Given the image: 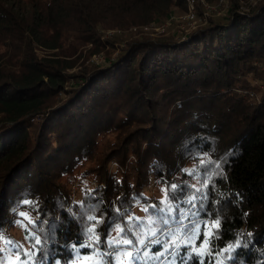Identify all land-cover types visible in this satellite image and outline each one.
<instances>
[{"label":"trees","instance_id":"obj_1","mask_svg":"<svg viewBox=\"0 0 264 264\" xmlns=\"http://www.w3.org/2000/svg\"><path fill=\"white\" fill-rule=\"evenodd\" d=\"M185 4L0 0V240L7 246L0 254L16 259L8 264H39L36 238L49 264L57 257L103 264L99 249L77 255L71 248L81 231L87 242L94 223L87 216L103 221L101 248L113 235L122 243L134 237L129 246L141 253L136 241L163 226L153 206L174 203H160L164 189L171 194L170 184L185 180L208 195L207 227L199 224L210 239L196 249L200 257L229 264L232 250L214 255L211 246L222 234L225 247L247 244L238 254L244 264H264V0L247 7L230 0L185 40L142 31ZM131 27L139 30L118 50L117 32L103 37ZM101 52L103 61H90ZM103 135L111 138L100 147ZM181 169L196 171L189 177ZM77 177L84 180L71 199ZM15 223L19 239L10 232ZM167 231L177 244L198 243L195 229L191 239ZM168 260L180 264L171 256L159 264Z\"/></svg>","mask_w":264,"mask_h":264},{"label":"snow or ice","instance_id":"obj_2","mask_svg":"<svg viewBox=\"0 0 264 264\" xmlns=\"http://www.w3.org/2000/svg\"><path fill=\"white\" fill-rule=\"evenodd\" d=\"M200 163L203 165L204 161L201 160ZM196 170L188 171L187 169H181V172L186 173L187 176L191 177L194 175ZM205 173L208 171V168L205 167ZM208 187L207 184L204 186ZM171 194L164 189L165 198L161 201V204L169 203V201H174L167 208H160L153 206L157 213H159V219L162 222V227L157 231H152L151 236L145 240L136 241V243L142 245V251L154 249L155 251L151 252L153 257L154 264H159L161 257H179L180 264H213L211 259L201 258L199 252L196 250L203 242H207L210 238L207 233H202L199 221L201 219L205 220L204 227H207V217L210 215V211L207 210L205 201L208 199L206 191H203L201 188L196 187L195 184L189 185L187 181H181L179 184L171 183ZM199 202V203H198ZM85 211H90V209H85ZM147 211V209H145ZM23 215V214H22ZM81 219L84 218V211L79 213ZM89 221H94L91 228H89L87 242L84 239V233L81 231L79 233L80 240L78 244H72L71 248L77 255H86L85 249L90 252L94 247L99 249L101 255L103 256V264H115V260L112 257V252L115 248L116 242L104 240V244L108 245L106 248H101V235L97 233V226L103 225L102 220H97L94 216H87ZM149 223H152L151 221ZM142 225L137 224L134 226L133 231L136 228H140ZM216 227L219 230L220 222L216 221ZM179 229L182 232L183 238L191 239L193 235V229H195V234L198 237V243L195 247L189 245L188 243L177 244L176 240L172 239V236L167 230ZM125 233V229H121V234ZM130 237L132 232L127 233ZM158 235L164 236V240L154 239ZM251 235V234H249ZM203 237V239H199ZM171 240V244L165 248V242ZM224 240L223 235L221 234L219 238L211 246L213 247V254L219 255L221 252H228L229 249L232 250L233 254L229 255L228 260L229 264L232 261L238 260V264H244L242 256L238 259V254L242 252L244 247H247V244L241 245L239 241L236 242L235 248L232 245L224 246V243L221 241ZM35 245H40L38 252L40 254L39 264H49L47 259L50 253L43 246L42 241L39 238L34 240ZM134 243V237L123 240L125 246L132 245ZM148 251H145V256L147 257ZM129 257H133L131 251L127 252ZM33 264H37L36 261H33ZM51 264H72L70 259L61 260L59 257L51 261ZM134 264H148V260L145 259L141 261L139 255L134 257ZM171 264H176L175 260L171 261Z\"/></svg>","mask_w":264,"mask_h":264},{"label":"rangeland","instance_id":"obj_3","mask_svg":"<svg viewBox=\"0 0 264 264\" xmlns=\"http://www.w3.org/2000/svg\"><path fill=\"white\" fill-rule=\"evenodd\" d=\"M242 6L247 7L248 5H255L261 0H239ZM186 4L183 9H180L178 7L173 8V12L168 17L162 19L160 22H150L147 24V26L144 27L142 31L148 32L151 36H158V35H167V34H175L178 36V39L185 40L189 36V32H191L198 24L202 23L208 15L220 17L223 15L227 9V7L230 4V0H215L213 2H208L207 0H185ZM139 30L138 27H131L129 31L122 32L121 31H106L103 32V37L110 38L113 33L117 32V38L120 42H116L117 46H115L118 50V45L123 46L126 40L130 37L136 34V31ZM120 43V44H119ZM115 50V49H114ZM115 55V53H114ZM105 59V53H96L93 54L90 58V61H93L95 63L101 62ZM111 137L108 135H103L100 137V142L102 147V143H105L108 139ZM96 161H92L90 164H95ZM87 165H84L83 167H86ZM114 163H111V167L114 168ZM93 167H95L93 165ZM76 176L81 173V170L75 169ZM74 176L71 175L70 179ZM66 180L65 178L62 179V181ZM82 178H76L70 185L69 189V195L71 199L77 197L76 188L78 186V183L83 181ZM87 182H89L91 185H95V181L93 179H86ZM21 214H23L24 218L27 220L31 218V214L28 211H23ZM22 223H25L24 220H22ZM10 232H13L15 236L19 239L21 237L22 227L17 226L15 223L14 229L10 230ZM114 236V235H113ZM111 236V240L116 242V250L113 251L112 256L117 259L116 264H134V257L139 255L140 260H145L146 258L151 259V254L148 250L147 257L145 256V251H141V253L137 250L138 247L135 245L133 247L125 246L122 241L119 240V238H114ZM7 245V244H6ZM11 247H16L15 245H10ZM0 249L4 250L7 246L0 240ZM25 249H27L25 247ZM131 251L133 253V257H129L127 255V252ZM143 256V257H141ZM145 257V258H144ZM90 257H83V261L86 262L87 259ZM15 256H13L9 252H5L4 254H0V264H8V262H14ZM150 263V262H149ZM160 264H171V261H165Z\"/></svg>","mask_w":264,"mask_h":264}]
</instances>
